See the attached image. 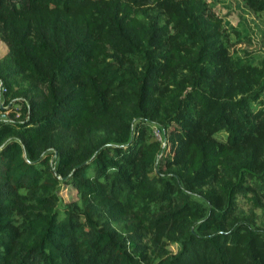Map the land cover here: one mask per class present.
I'll list each match as a JSON object with an SVG mask.
<instances>
[{
    "label": "trees",
    "instance_id": "16d2710c",
    "mask_svg": "<svg viewBox=\"0 0 264 264\" xmlns=\"http://www.w3.org/2000/svg\"><path fill=\"white\" fill-rule=\"evenodd\" d=\"M220 27L205 0H0L41 87L0 65V264H264L236 205L264 208V54Z\"/></svg>",
    "mask_w": 264,
    "mask_h": 264
},
{
    "label": "rangeland",
    "instance_id": "374dc122",
    "mask_svg": "<svg viewBox=\"0 0 264 264\" xmlns=\"http://www.w3.org/2000/svg\"><path fill=\"white\" fill-rule=\"evenodd\" d=\"M205 4L209 10L214 12L215 15L220 18V28L224 31H228L231 38L236 37V34L231 30L232 28L241 31L243 33L242 38H244L245 33L249 32L248 34L251 37L252 44L247 46L246 41L243 39V41L236 44V47L247 48L248 50L253 51L254 56L264 54L263 17L254 14L242 0H205ZM131 15L133 14L131 13ZM0 63L3 71L7 74V77L10 80L9 87L6 86V92H9V94L22 95L26 91H36L41 88L20 71L18 61L13 57V54L10 52L7 45L1 40ZM1 89L2 88H0V105L3 106L2 94L4 93H2ZM261 99L263 100L261 102H264V95ZM9 104H5L4 107L8 108ZM88 118L94 122L93 126L96 128V118L91 115ZM100 123L104 126L103 118ZM153 130L157 137H161L160 131L157 127H154ZM59 193L62 197V205H66L76 199V189L70 184L62 183ZM250 194L251 192H247L246 194L241 193L236 196L237 213L252 223L264 227V208L263 206L256 205L250 198ZM169 247L174 251L176 244L173 243Z\"/></svg>",
    "mask_w": 264,
    "mask_h": 264
},
{
    "label": "built area",
    "instance_id": "2783aa9c",
    "mask_svg": "<svg viewBox=\"0 0 264 264\" xmlns=\"http://www.w3.org/2000/svg\"><path fill=\"white\" fill-rule=\"evenodd\" d=\"M158 138H160V137H158Z\"/></svg>",
    "mask_w": 264,
    "mask_h": 264
}]
</instances>
